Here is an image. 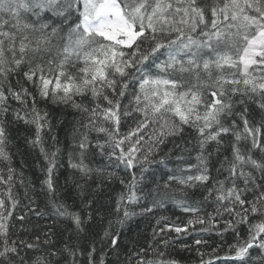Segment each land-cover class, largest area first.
I'll return each instance as SVG.
<instances>
[{"label": "snow or ice", "instance_id": "6c2138e0", "mask_svg": "<svg viewBox=\"0 0 264 264\" xmlns=\"http://www.w3.org/2000/svg\"><path fill=\"white\" fill-rule=\"evenodd\" d=\"M185 252L264 264V0H0V264Z\"/></svg>", "mask_w": 264, "mask_h": 264}, {"label": "trees", "instance_id": "16d2710c", "mask_svg": "<svg viewBox=\"0 0 264 264\" xmlns=\"http://www.w3.org/2000/svg\"><path fill=\"white\" fill-rule=\"evenodd\" d=\"M70 118V117H69ZM21 151H24L23 145L21 144ZM22 162H24L26 160V165H34L35 166V170L38 171V164L33 160L32 156H27V157H21ZM32 171L30 170L28 172L29 176H32ZM63 176L64 174H61V181H63ZM161 214L163 215H168L170 216L172 219H175L176 216H180L181 219H183V215L182 213L179 211V209H175L170 207L168 209L167 212H162ZM148 228V222L147 221H143L140 222V229L141 230H146ZM133 231H135V226L133 227ZM217 239L216 237H213V240ZM182 255L185 257V261L184 264H195L196 261V256L195 253H182ZM190 257V259H188Z\"/></svg>", "mask_w": 264, "mask_h": 264}]
</instances>
